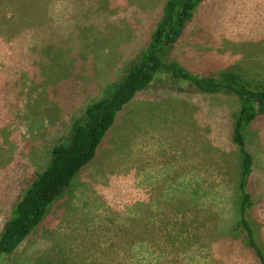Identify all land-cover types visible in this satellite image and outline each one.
I'll return each instance as SVG.
<instances>
[{
    "label": "rangeland",
    "instance_id": "obj_1",
    "mask_svg": "<svg viewBox=\"0 0 264 264\" xmlns=\"http://www.w3.org/2000/svg\"><path fill=\"white\" fill-rule=\"evenodd\" d=\"M165 2L0 0V233L74 118L147 46ZM169 58L258 89L264 0L204 1ZM165 80L120 113L97 158L1 264H259L238 226L237 97ZM246 141L248 218L264 244V115Z\"/></svg>",
    "mask_w": 264,
    "mask_h": 264
},
{
    "label": "trees",
    "instance_id": "obj_2",
    "mask_svg": "<svg viewBox=\"0 0 264 264\" xmlns=\"http://www.w3.org/2000/svg\"><path fill=\"white\" fill-rule=\"evenodd\" d=\"M206 0H166L147 46L133 58L102 96L90 102L72 122L69 134L50 152L46 167L38 172L12 209L0 233V264L27 240L46 216L49 207L73 183L81 170L98 156L100 147L118 121L120 113L136 98L162 79L170 85L188 84L201 93L233 95L239 108L233 118L232 140L241 156L238 214L247 246L259 264H264V244L252 226L248 212L254 206L249 191L254 158L247 147L246 132L264 115V85L252 89L235 75L215 77L188 69L169 55L193 20L196 8ZM227 236L228 233H223Z\"/></svg>",
    "mask_w": 264,
    "mask_h": 264
}]
</instances>
